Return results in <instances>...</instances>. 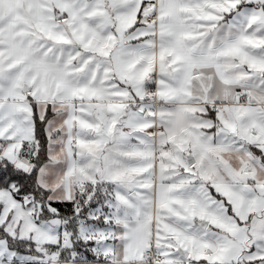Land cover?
<instances>
[{"label":"snow or ice","instance_id":"1","mask_svg":"<svg viewBox=\"0 0 264 264\" xmlns=\"http://www.w3.org/2000/svg\"><path fill=\"white\" fill-rule=\"evenodd\" d=\"M0 264H264V0H0Z\"/></svg>","mask_w":264,"mask_h":264}]
</instances>
